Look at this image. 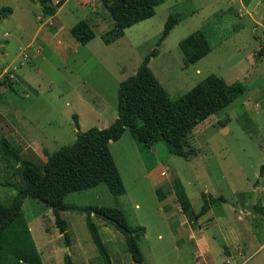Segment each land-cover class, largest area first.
<instances>
[{"label": "rangeland", "instance_id": "374dc122", "mask_svg": "<svg viewBox=\"0 0 264 264\" xmlns=\"http://www.w3.org/2000/svg\"><path fill=\"white\" fill-rule=\"evenodd\" d=\"M51 2L54 14L43 16L35 1L0 0V7L10 8L0 16V138L18 146L22 159L40 166L46 155L74 141L77 128L106 127L115 117L118 83L134 73L152 48L157 53L147 65L172 99L208 74L227 83L240 81L242 95L191 128L187 141L192 156L171 155L162 141L142 147L124 130L108 145L124 193L112 196L100 184L69 192L63 201L117 207L129 225L143 227L138 246L144 261L135 263L123 235L90 213L111 264H264V216L245 213L257 201L264 206L259 175L264 164V0H163L151 17L124 29L109 44L101 34L112 20L97 0ZM169 14L178 20L155 45ZM81 19L94 33L84 44L69 33ZM198 28L205 32L210 51L185 63L177 42ZM6 159L10 165L0 159L1 205L10 202L13 186L20 184V168ZM154 166L160 170H149ZM154 174L156 180L150 177ZM174 178L188 198L186 213L175 200ZM157 188L165 195L160 200ZM201 193L224 201L197 215ZM21 212L37 249L49 242L52 264H62L65 253L72 264H98L84 212L59 211L67 246L57 235L49 207L25 197ZM187 223L201 228L206 252L187 241Z\"/></svg>", "mask_w": 264, "mask_h": 264}, {"label": "trees", "instance_id": "16d2710c", "mask_svg": "<svg viewBox=\"0 0 264 264\" xmlns=\"http://www.w3.org/2000/svg\"><path fill=\"white\" fill-rule=\"evenodd\" d=\"M38 3L43 16H52L55 5L51 0H32ZM100 7L109 15L112 25L101 34L104 44H109L123 34L129 26L151 17L154 9L163 0H97ZM10 13L7 6L0 7V16ZM176 14L167 15L155 45L167 36L177 22ZM70 35L80 44L94 37L93 30L84 20L76 21L69 29ZM185 63H194L210 51L205 32L195 29L177 42ZM152 48L139 62L133 74L122 79L116 90L115 117L102 128L89 127L83 131L77 128L72 143L60 146L40 165L22 159L19 147L0 138V153L18 165L26 178L24 187L13 186V195L8 205L0 204V235L14 219L25 197L36 199L49 207L54 224L61 234L64 246L68 236L65 223L59 216L62 210L84 212V223L97 254L98 264H111L90 213L111 224L123 237L126 250L135 263H143L138 242L143 235V227L129 225L122 211L117 207H78L65 203L64 196L73 191H81L97 185H104L112 196L124 193V185L108 149L110 141L118 140L127 130L133 140L142 147H149L162 141L169 154L189 158L194 149L187 141L191 128L210 114L230 104L242 95L245 86L240 81L225 82L220 76L208 74L199 79L176 99L170 98L148 67V60L155 56ZM76 124V115H72ZM264 173V164L259 166V175ZM173 194L180 211L186 213L189 201L177 178L171 182ZM158 199L165 195L159 188L155 190ZM202 204L197 212L201 215L215 201H224L221 196L212 197L200 194ZM251 211L264 216V206L259 201L252 204ZM135 232V233H132ZM3 258L0 257L1 264ZM63 264H72L64 255Z\"/></svg>", "mask_w": 264, "mask_h": 264}, {"label": "crops", "instance_id": "0c3cea01", "mask_svg": "<svg viewBox=\"0 0 264 264\" xmlns=\"http://www.w3.org/2000/svg\"><path fill=\"white\" fill-rule=\"evenodd\" d=\"M112 142H115V141H110L108 145ZM152 146L153 145L149 147L151 148ZM0 159L3 162L4 161L6 163L9 162L5 158V156H3L1 153H0ZM149 170H153L156 172L158 170V167L154 166L153 168ZM16 173H18L17 176L20 177V184L18 187H24L27 183L26 178L23 176L20 169H16ZM156 176L157 174H154V176H150V177L156 180L157 179ZM21 205L14 219L5 227V229L0 235V257L3 258L2 263L3 264H52L53 258L51 254L46 251V247L47 245H49V242H43L40 245V247L37 249L31 237L30 229L27 224V221L22 215ZM249 212H251V209H248L247 211H245V213H249ZM195 222H197V219ZM186 226L188 228V235L186 236L187 241L191 242L193 247H196L202 253L206 252L207 245H206V242L204 241L201 228L198 225H195L192 228L190 225H188V223ZM57 235L59 236L61 234L58 232ZM65 255H67V253H65ZM63 257H64V254L62 256V264H63Z\"/></svg>", "mask_w": 264, "mask_h": 264}, {"label": "water", "instance_id": "95a60500", "mask_svg": "<svg viewBox=\"0 0 264 264\" xmlns=\"http://www.w3.org/2000/svg\"><path fill=\"white\" fill-rule=\"evenodd\" d=\"M261 178H260V185H262L263 184V182H264V173H261ZM93 214H95V212H92ZM132 233H135V232H132Z\"/></svg>", "mask_w": 264, "mask_h": 264}]
</instances>
